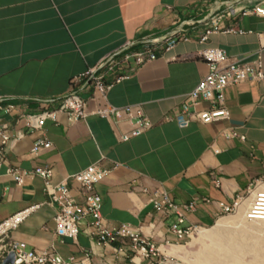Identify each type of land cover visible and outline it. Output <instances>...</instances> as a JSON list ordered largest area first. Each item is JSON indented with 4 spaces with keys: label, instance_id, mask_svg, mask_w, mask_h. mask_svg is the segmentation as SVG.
Wrapping results in <instances>:
<instances>
[{
    "label": "crops",
    "instance_id": "1",
    "mask_svg": "<svg viewBox=\"0 0 264 264\" xmlns=\"http://www.w3.org/2000/svg\"><path fill=\"white\" fill-rule=\"evenodd\" d=\"M254 6L264 11V0H0V123L9 124L14 135L25 133L8 150L6 166L0 170V223L38 205L11 238L34 250L54 246L64 259L91 257V264H127L131 254L127 241L114 244L125 246L126 255L99 247L84 227L76 240L58 237L56 209L48 204L44 180L36 177L19 186L6 174L7 166L26 171L50 166L58 183L103 156L108 166L120 163L111 177L96 186L103 217L113 228L122 224L139 228L157 244L177 216L165 218L156 212L147 204L143 188L154 195L165 191L184 215L186 226L210 227L223 204H231L249 186L264 180V80L225 89L231 112L228 122H194L181 129L175 120L185 97L209 71L201 58L206 47H218L238 63L261 55L264 65V14H242ZM220 9L232 13L221 22L224 29L212 33L207 43H199L209 15ZM188 21L198 22L186 27L194 40L180 42L139 67L132 62L125 66L129 77L108 95L111 104L130 110L120 125L92 114L73 124L63 115L59 123L47 121L42 131L26 128L23 116L35 114V119H42V111L58 107L75 88L73 77L128 44L142 49L151 41L163 40ZM76 90L90 101L91 86ZM9 106L13 109L6 112ZM142 117L153 127L129 141L120 140ZM229 126L246 140L225 139L222 129ZM39 137L52 147L33 155ZM68 184L81 202L78 185L72 180ZM189 205L194 209H187ZM9 236L10 232L5 238Z\"/></svg>",
    "mask_w": 264,
    "mask_h": 264
},
{
    "label": "built area",
    "instance_id": "2",
    "mask_svg": "<svg viewBox=\"0 0 264 264\" xmlns=\"http://www.w3.org/2000/svg\"><path fill=\"white\" fill-rule=\"evenodd\" d=\"M248 13L264 14V11L259 6L245 8L242 11L243 15ZM231 15L230 11L223 9L210 14V21L205 22L203 35L198 39V42L207 43L212 33L222 31L224 27L221 22ZM195 23L198 22L188 21L185 28H178L179 30L163 40L151 41L142 49H134L128 44L117 53L106 57L97 66L73 77L72 86L75 88L61 100H66V97H75V104L70 105L69 108H60L59 101L58 107L42 111V119H35V114L24 115L26 128L42 131L47 121L59 123L63 115L66 116L68 123L73 124L87 119L92 114L115 121L120 125L123 117L130 115V110L111 104L108 95L115 84H119L129 77V74L125 72V66L132 62L135 67H139L156 60L160 52L170 51L180 42L194 40L186 27L194 26ZM229 31L234 30L229 29ZM239 32L244 33L242 30ZM201 58L207 63L209 71L193 91L185 97L175 117L181 129L190 127L194 122L201 124L228 122L231 118V112L225 103V89L247 81L260 82L264 80V65L261 55L252 62L238 63L233 61L224 50L218 47H206L201 51ZM110 78H113V83L107 82ZM82 85L92 87L90 101L84 99L76 90L77 86ZM90 102L95 104L94 109L90 108ZM201 104H205L206 108L201 109ZM11 109L13 106L7 107L5 111L10 112ZM129 123L131 122L129 121ZM152 127L153 123L142 117L135 123V128L132 131L120 136V140L129 141L131 138L141 136ZM222 130V135L227 140H240L242 142L246 140L245 135L231 126ZM24 136L25 133L22 132L17 135L12 134L9 124L0 123V170L6 166L8 150ZM51 147L52 143L49 140L45 137H39L35 141L32 154H39ZM121 166L118 162H113L111 166H108V162L103 156L87 169L70 175L65 181L58 183L53 180L54 171L50 166H39L31 171L7 166L6 174L11 176L19 186L36 177L44 180L48 204L56 209L54 225L55 234L58 237L76 240L84 227L85 232L95 241L96 245L103 248L109 247L113 249L116 255H126V250L125 246L115 248L114 244L119 241H127L131 253L126 257L127 264H142L144 261H149V264H180L173 260L172 255L163 252L161 248L180 245L182 241L191 237L194 232L202 227L198 225L186 226L184 215L179 212V207L165 191H160L159 194L154 195L148 188L142 189L143 193L148 196L147 204L152 206L156 212L165 218L170 214L177 216L176 220L168 227V235L162 238L161 244H157L153 237H145L139 228H134L130 224H122L118 228L110 227L107 224L102 214V200L96 192V186L111 177ZM68 180H72L78 185L82 196L81 202L73 196ZM263 181H257L249 186L246 194L235 198L231 204H223L218 219L239 213L259 183ZM215 184L219 185V181H215ZM259 198H264V196L260 195ZM259 202L251 210L252 214H256V212L261 215L264 214V199ZM37 209L38 205L28 207L0 223V231L3 227H10V236L0 238V263L11 253H14V264H91V257H85L80 261L75 257L64 259L56 252L54 246L34 250L11 238L12 231L16 230ZM187 209H194V205H189ZM250 216L252 215L250 214Z\"/></svg>",
    "mask_w": 264,
    "mask_h": 264
},
{
    "label": "bare ground",
    "instance_id": "3",
    "mask_svg": "<svg viewBox=\"0 0 264 264\" xmlns=\"http://www.w3.org/2000/svg\"><path fill=\"white\" fill-rule=\"evenodd\" d=\"M74 104L75 97H67L61 102L60 108H69ZM260 195L264 196V182L259 183L257 190L253 191L251 198L241 208L242 211L244 209V213L239 218L221 220L216 232L207 230L199 232L205 240V246L204 252L198 256L197 261H201V264H264V241H260L257 236L259 232H256L259 228H264V223H262L264 214L261 215L258 212L252 214L251 211L261 199H264L259 198ZM9 231L10 227H3L0 231V238ZM262 231L260 232L263 233ZM169 247L170 249L162 247L161 250L173 256L181 255V248ZM189 254L186 253L184 256L190 257ZM242 255H251V257H242ZM197 261L196 263L199 264Z\"/></svg>",
    "mask_w": 264,
    "mask_h": 264
},
{
    "label": "rangeland",
    "instance_id": "4",
    "mask_svg": "<svg viewBox=\"0 0 264 264\" xmlns=\"http://www.w3.org/2000/svg\"><path fill=\"white\" fill-rule=\"evenodd\" d=\"M256 190H257V188H256ZM243 213H244V209H243V211L241 210L239 213H236V214H233V215H230V216H225V217H223L221 219H218L216 221V223H214L210 227H202L197 232H194L191 235V237L186 238L184 241H182L180 243V245H175V247H172V248H181V251H182L180 256H173L172 255L174 257L173 260L178 262V263H180V264H197L196 261L199 260L198 256L201 255L204 252V246H205V244H204L205 240L200 236L199 232L203 231V230H207L209 232H216L215 230H217V225L219 224V222L221 220L239 218ZM258 222H260V221H258ZM262 223H264V221H262ZM262 223H261V225H262ZM261 230H263L262 231L263 233L260 232ZM256 232H259V235H257V236L259 237L260 241L261 242L264 241V228H259ZM5 237H6V235L3 236L2 238H5ZM166 249H170V247H166ZM186 253H190L189 255H191V256L190 257H185L184 255ZM242 257H251V255H242ZM197 262L199 264H201V261H197Z\"/></svg>",
    "mask_w": 264,
    "mask_h": 264
},
{
    "label": "water",
    "instance_id": "5",
    "mask_svg": "<svg viewBox=\"0 0 264 264\" xmlns=\"http://www.w3.org/2000/svg\"><path fill=\"white\" fill-rule=\"evenodd\" d=\"M15 256L14 253H11L5 260H3L0 264H14Z\"/></svg>",
    "mask_w": 264,
    "mask_h": 264
}]
</instances>
